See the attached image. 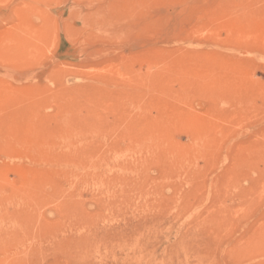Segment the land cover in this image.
I'll list each match as a JSON object with an SVG mask.
<instances>
[{"label": "rangeland", "instance_id": "1", "mask_svg": "<svg viewBox=\"0 0 264 264\" xmlns=\"http://www.w3.org/2000/svg\"><path fill=\"white\" fill-rule=\"evenodd\" d=\"M0 264H264V0H0Z\"/></svg>", "mask_w": 264, "mask_h": 264}, {"label": "bare ground", "instance_id": "2", "mask_svg": "<svg viewBox=\"0 0 264 264\" xmlns=\"http://www.w3.org/2000/svg\"><path fill=\"white\" fill-rule=\"evenodd\" d=\"M74 139V138H73ZM72 148V147H71ZM65 149V148H64ZM118 154H120V153H118ZM125 154V153H124ZM122 157V156H121ZM75 169V168H74ZM82 171V170H81Z\"/></svg>", "mask_w": 264, "mask_h": 264}]
</instances>
